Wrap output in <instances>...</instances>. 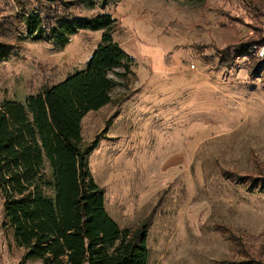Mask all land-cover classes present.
Masks as SVG:
<instances>
[{"label":"rangeland","instance_id":"rangeland-1","mask_svg":"<svg viewBox=\"0 0 264 264\" xmlns=\"http://www.w3.org/2000/svg\"><path fill=\"white\" fill-rule=\"evenodd\" d=\"M47 3L0 0V40L16 46L0 59V104L84 70L111 33L134 63L127 79L109 74L112 102L82 121L84 147L99 142L90 169L110 216L122 229L151 220L149 264L238 256L218 226L263 258L264 187L235 176L264 172V0H58L73 16L117 20L64 47L19 35L21 18ZM25 254L0 196V264H41Z\"/></svg>","mask_w":264,"mask_h":264},{"label":"trees","instance_id":"trees-1","mask_svg":"<svg viewBox=\"0 0 264 264\" xmlns=\"http://www.w3.org/2000/svg\"><path fill=\"white\" fill-rule=\"evenodd\" d=\"M14 1L24 6V0ZM46 1L45 13L31 10L21 18L19 35L64 47L81 31H109L117 23L110 13L77 17L63 11L58 0ZM15 47L0 40V59H10ZM133 63L105 33L84 70L24 102L0 104V196L15 242L26 251L23 262L149 264L151 220L122 229L110 216L105 191L90 169L99 142L84 147L82 137L84 117L112 102L109 74L123 68L119 76L127 79ZM236 177L253 189L264 187V172ZM218 227L239 253L220 264H264L230 228Z\"/></svg>","mask_w":264,"mask_h":264}]
</instances>
